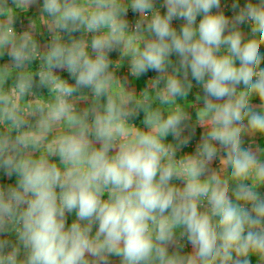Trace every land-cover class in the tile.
I'll return each instance as SVG.
<instances>
[{
	"label": "clouds",
	"instance_id": "1",
	"mask_svg": "<svg viewBox=\"0 0 264 264\" xmlns=\"http://www.w3.org/2000/svg\"><path fill=\"white\" fill-rule=\"evenodd\" d=\"M262 50L264 0H0V264H264Z\"/></svg>",
	"mask_w": 264,
	"mask_h": 264
},
{
	"label": "crops",
	"instance_id": "2",
	"mask_svg": "<svg viewBox=\"0 0 264 264\" xmlns=\"http://www.w3.org/2000/svg\"><path fill=\"white\" fill-rule=\"evenodd\" d=\"M159 2L162 3V0H159ZM241 3H243V0H241ZM161 10L164 11V9H161ZM31 15H32V13L29 12L28 16H31ZM20 21H26V18L24 15H21L20 19L17 21L16 27L18 30L20 29ZM178 23L179 22H177V24ZM39 39H40L41 43H44L48 39L47 33H45L44 36L42 38H39ZM262 51H264V50H262ZM111 55L113 58H115L117 54L113 53ZM4 59L7 60V57H5ZM2 62L3 61H0V63H2ZM262 66H264V65H262ZM126 72H127V64L125 63L124 67L118 71V75H124ZM199 132H200V130L197 129V135H196L197 140L199 139ZM169 139H171V137ZM261 143H262V146H264V142H261ZM246 146H247V142H246ZM192 150L193 149L191 147L185 149V151H192ZM0 176H2V172H0ZM261 191H262V193H264V189H261ZM70 220H71V217H70ZM189 249H190V246H189Z\"/></svg>",
	"mask_w": 264,
	"mask_h": 264
},
{
	"label": "trees",
	"instance_id": "3",
	"mask_svg": "<svg viewBox=\"0 0 264 264\" xmlns=\"http://www.w3.org/2000/svg\"><path fill=\"white\" fill-rule=\"evenodd\" d=\"M33 67H35V65H33ZM149 75H153V74L150 73ZM136 87H137V90H139V88L142 87V83H141V82H137ZM46 91H47V90H45V92H46ZM45 98H47V97H45Z\"/></svg>",
	"mask_w": 264,
	"mask_h": 264
}]
</instances>
